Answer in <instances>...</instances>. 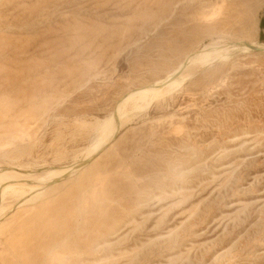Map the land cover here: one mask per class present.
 I'll return each mask as SVG.
<instances>
[{
    "label": "rangeland",
    "instance_id": "1",
    "mask_svg": "<svg viewBox=\"0 0 264 264\" xmlns=\"http://www.w3.org/2000/svg\"><path fill=\"white\" fill-rule=\"evenodd\" d=\"M262 24L264 0H0V173L63 170L0 192V264H264Z\"/></svg>",
    "mask_w": 264,
    "mask_h": 264
},
{
    "label": "bare ground",
    "instance_id": "2",
    "mask_svg": "<svg viewBox=\"0 0 264 264\" xmlns=\"http://www.w3.org/2000/svg\"><path fill=\"white\" fill-rule=\"evenodd\" d=\"M249 47L250 49L255 48L264 51V46L260 44L258 46L250 45ZM221 49L217 47L216 48L207 47L203 52L197 53L196 55L192 56L189 60H187L183 65H181L178 68L175 74L170 76L167 80L162 81L154 86L145 87L143 89L132 92V94H130L129 97L124 102V105L113 116L117 120H113V121L111 120L108 122L105 121L99 122L96 132L98 133L96 145L87 151V159L84 162L90 160L92 157H94L96 154H98L100 151H102L104 148H106V146L110 144L111 140L117 135L120 128H122L125 125L127 119V118L125 119V117H127L129 112L131 113V111L144 110L145 107L148 106L149 104H152L153 101H157V99L165 98V96L172 94L176 88H179L181 86V82L187 79V77H185L186 75L181 76V81L178 80V78L176 79L175 76L178 73L183 72L184 70L187 71L190 68H194L195 70V68L197 67L206 66L215 58V56L218 57L223 52H225V50H221ZM63 169L65 172L64 176L71 171V170L69 171L68 168H63ZM62 171H63L62 168H59V169L47 171L42 175H35V176L32 175L30 177L20 175L16 172L0 173V192L2 194V200L3 201L7 200L8 197L9 199L10 197L17 198V200L28 199L32 197V195L35 194L37 191L43 189V186H40L41 184H46L47 181H53L59 179ZM38 196L36 195L27 201L25 200L26 204L32 202V200Z\"/></svg>",
    "mask_w": 264,
    "mask_h": 264
},
{
    "label": "trees",
    "instance_id": "3",
    "mask_svg": "<svg viewBox=\"0 0 264 264\" xmlns=\"http://www.w3.org/2000/svg\"><path fill=\"white\" fill-rule=\"evenodd\" d=\"M262 26L264 27V25L262 24Z\"/></svg>",
    "mask_w": 264,
    "mask_h": 264
}]
</instances>
